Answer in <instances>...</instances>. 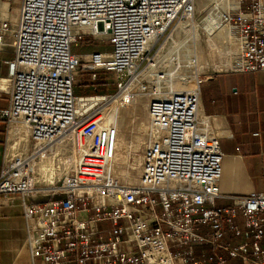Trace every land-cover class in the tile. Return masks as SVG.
I'll return each mask as SVG.
<instances>
[{"label": "built area", "instance_id": "obj_1", "mask_svg": "<svg viewBox=\"0 0 264 264\" xmlns=\"http://www.w3.org/2000/svg\"><path fill=\"white\" fill-rule=\"evenodd\" d=\"M193 13V0H21L17 24L0 21V50L9 37L14 53L0 121L24 125L34 143L30 154L2 163L0 203L20 205L29 264H230L217 251L264 264V192L219 189L220 140L231 129L199 115L204 79L183 73L179 50L157 61L160 48L151 53ZM220 19L236 48L229 71L264 70V0L228 8ZM85 34L110 51L74 53ZM78 69L91 79L110 74L114 91L77 95ZM139 96L148 142L138 179L127 184L111 174L117 127L109 113ZM65 131L82 148L43 195L29 156Z\"/></svg>", "mask_w": 264, "mask_h": 264}, {"label": "rangeland", "instance_id": "obj_2", "mask_svg": "<svg viewBox=\"0 0 264 264\" xmlns=\"http://www.w3.org/2000/svg\"><path fill=\"white\" fill-rule=\"evenodd\" d=\"M251 1L193 0L194 13L192 18L189 21H184L183 25L180 26V30L175 32L174 29L160 37L153 47L151 53L156 54V49H161L164 46L156 54H160L158 57H166L169 48L177 47L176 50H179V58L182 61L183 73L192 74L194 72L204 79L202 88L207 107L211 105V96H218V92L222 94L225 92L222 84L229 86L227 83V76L230 74L229 64L236 53L230 29L221 21L220 14L231 7L233 9L238 6L242 8ZM209 18L216 19L219 26L210 29L207 26ZM95 44L88 48H96V46L101 50L108 48L106 43L98 42ZM76 50H80V48ZM260 75V72L236 74L232 80L240 88L241 81L244 78L250 79ZM216 76L218 82H209L211 78ZM5 85H7V82ZM74 89L77 95H104L114 91V84L112 76L108 73L100 72L96 79H91L89 73L78 69L75 74ZM109 119L116 120L118 137L116 144L120 148L117 147L115 157L118 159L114 160L111 173L120 182L134 184L140 173L142 151L148 142L146 99L139 96L124 108L119 110L113 108L109 113ZM15 124L12 122L0 125V131L4 135L3 162L13 157V155L30 154L34 148L29 132L26 135L19 126L18 141L14 146L16 153L13 154V147H10V144L13 142V138L16 137ZM70 137L69 133L59 136L53 142L45 145V147L49 146L65 138L57 145L55 154H47L46 157H37L34 160V177L37 181L34 182L35 190L40 191L43 195H47L53 183L69 171L72 163V153L74 152L71 140L67 139ZM31 172L33 173L32 168ZM51 180H53V183L50 182ZM13 221H17L13 219V211L0 210V264H13L14 257L17 264H25L27 260V251L22 239L13 251ZM20 222L23 225V221L20 220Z\"/></svg>", "mask_w": 264, "mask_h": 264}, {"label": "crops", "instance_id": "obj_3", "mask_svg": "<svg viewBox=\"0 0 264 264\" xmlns=\"http://www.w3.org/2000/svg\"><path fill=\"white\" fill-rule=\"evenodd\" d=\"M21 0H0V21H8L11 27L18 22ZM106 43L94 40L85 34L79 43L72 46L74 53L89 54L94 51H110V46L104 50L99 48H88L95 43ZM96 45V44H95ZM80 48V50H76ZM14 56L11 39H6V45L0 50V79L8 78L7 61ZM260 72L259 77L241 81V87L236 86L232 78L236 74H247ZM211 78L209 82L219 80ZM229 86L222 84L225 92H218V96H211V105H205L204 92L201 84L199 102V115L209 116L218 127L231 129L233 136L220 140V149L223 152L222 172L219 180L220 193L243 195L249 191L264 192V70L249 72H231L227 76ZM226 84V83H225ZM5 92V93H3ZM223 97V98H222ZM7 85L5 90H0V109L7 104ZM5 123L0 121V125ZM3 133L0 131V168L3 163ZM27 147V144H26ZM13 148V154L16 153ZM2 161V162H1ZM219 202H226L219 200ZM0 210L13 211V251L17 248L21 239L24 241L25 226L21 216L20 205L17 201L13 203L2 201ZM19 220V221H18ZM20 220L23 221V225ZM20 222V224H18ZM231 243H238L239 239L227 236ZM264 245V236L261 239ZM206 251L210 249L203 247ZM227 257L230 264H242L238 258L228 257L225 253L217 251ZM27 254V253H26ZM16 263V258L13 259ZM25 264H29L28 255Z\"/></svg>", "mask_w": 264, "mask_h": 264}, {"label": "bare ground", "instance_id": "obj_4", "mask_svg": "<svg viewBox=\"0 0 264 264\" xmlns=\"http://www.w3.org/2000/svg\"><path fill=\"white\" fill-rule=\"evenodd\" d=\"M187 21H189V20H187ZM186 22V21H185ZM183 23L184 22H182L177 28H175V32L177 31V30H180V26H182L183 25ZM210 29L211 28H214V27H217V26H219V24L217 23V21H216V19H214V18H209V20H208V25H207ZM173 31V32H174ZM174 32V33H175ZM164 48V46L161 48V49H163ZM161 49H160V51H161ZM176 49H177V47H173L172 49H170L169 48V50H167V54H166V56L167 55H171L174 51H176ZM159 51V52H160ZM158 56H160V54H158V55H155V59H154V61H157V60H159L160 59V57H158ZM7 82V78H5V79H0V90H5V88H6V85H5V83ZM184 87V85H183V83L182 84H179V88H183ZM198 113H199V110H198ZM112 121V120H111ZM13 124H15V123H13ZM21 127L22 128V131L24 132V133H26V135L28 134V129L24 126V125H20V124H15V126H14V128H15V130H16V137L15 138H13V142L10 144V147H13L14 148V146H16V143H17V136H18V133H19V130H18V127ZM65 133H69V136H71L70 138H67L68 140L70 139L71 140V142H72V147H73V156H72V163L70 164V168H69V171L73 168V166H74V162L76 161V158H77V156H78V150L79 149H81L82 148V145L80 144V142H79V138H78V135L77 134H75L73 131H65V132H63V133H61L60 135H58L56 138H54L51 142H53L55 139H57L59 136H62L63 134H65ZM67 137V136H66ZM118 138V137H117ZM117 138H116V143H117ZM63 139H65V138H62V139H60V140H58V141H56L55 143H53V144H51V145H49V146H46L45 147V145L44 146H41V145H39V146H37L36 147V149L34 150V152H33V154L32 155H30L29 156V161H30V164H31V168H32V171H33V173H32V178H33V180H34V182H37L36 181V179H35V177H34V174H35V171H34V160H35V158H37V157H40V158H43V157H46V155L47 154H55L56 153V150H57V145H59V143H61V141L63 140ZM50 143V142H49ZM48 143V144H49ZM115 143V154H116V151H117V147L119 148V146H117V144ZM47 145V144H46ZM23 147H24V145H23ZM120 149V148H119ZM40 155V156H39ZM118 158L117 157H114V159H113V162H114V160H117ZM112 166H113V163L111 164V168L110 169H112ZM53 167H54V165H53ZM68 171V172H69ZM112 174V173H111ZM137 180V179H136ZM51 183H53V180H51L50 181ZM127 184H133V183H127Z\"/></svg>", "mask_w": 264, "mask_h": 264}]
</instances>
